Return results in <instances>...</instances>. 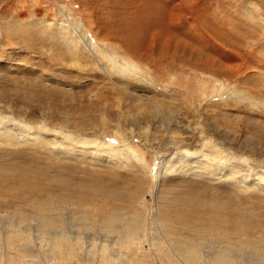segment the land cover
<instances>
[{"label": "rangeland", "instance_id": "1", "mask_svg": "<svg viewBox=\"0 0 264 264\" xmlns=\"http://www.w3.org/2000/svg\"><path fill=\"white\" fill-rule=\"evenodd\" d=\"M0 264H264V0H0Z\"/></svg>", "mask_w": 264, "mask_h": 264}, {"label": "bare ground", "instance_id": "2", "mask_svg": "<svg viewBox=\"0 0 264 264\" xmlns=\"http://www.w3.org/2000/svg\"><path fill=\"white\" fill-rule=\"evenodd\" d=\"M85 16V15H84ZM69 19V18H68ZM33 20V19H32ZM73 20V19H72ZM72 24H74L73 22H71L70 23V20L67 22V21H65V23L63 24L62 23V21H61V23H60V25H59V27L58 28H61V27H65V26H69V27H71L72 26ZM76 28H78V26H76V25H74V27H72V29H74L73 31L75 32L76 31ZM80 29V28H79ZM77 36V35H76ZM82 40H83V42L84 43H86V39H83L82 37H81V35L79 36ZM99 40V39H98ZM92 44V43H91ZM86 45V47H88V50L90 51V46L86 43L85 44ZM83 46V45H82ZM83 47H85V46H83ZM79 49V48H78ZM96 51H90V55H92V57L96 60V62H97V64L99 65V66H102L101 65V61H102V59H105L106 61H108V63H109V65H111V66H115L116 64H118L117 63V52L116 51H113V52H109L108 50H104V49H102V48H100V49H95ZM81 51H83V49L81 50ZM104 51H106V52H104ZM144 55V54H143ZM161 55V54H160ZM153 58V57H152ZM157 59V58H156ZM156 59H154V60H156ZM131 70H133V72H135L136 74H138L139 73V71H138V69H137V67L136 66H133V67H131L130 68ZM141 76V75H140ZM129 227V229H133L134 227L132 226V225H128ZM102 247V250L103 249H105L106 248V246H105V244H103V245H101ZM195 259H197V257L196 256H191V258H190V260H195Z\"/></svg>", "mask_w": 264, "mask_h": 264}]
</instances>
